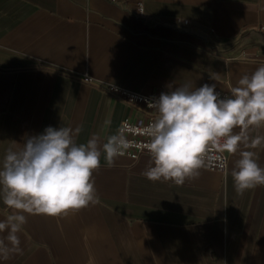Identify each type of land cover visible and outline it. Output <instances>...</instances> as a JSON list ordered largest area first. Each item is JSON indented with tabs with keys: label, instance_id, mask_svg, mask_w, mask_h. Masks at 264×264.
Segmentation results:
<instances>
[{
	"label": "crops",
	"instance_id": "0c3cea01",
	"mask_svg": "<svg viewBox=\"0 0 264 264\" xmlns=\"http://www.w3.org/2000/svg\"><path fill=\"white\" fill-rule=\"evenodd\" d=\"M131 6L0 0V161L48 126H82L77 143L96 134L103 144L124 120L144 122L146 110L111 87L151 94L207 83L229 95L264 65V0H145L144 16ZM253 150L264 167V149ZM237 158L176 185L142 175L149 154L113 167L102 155L100 202L63 217L26 214L23 255L0 264H88L90 255L94 264H264V186L235 191ZM13 211L0 198V219Z\"/></svg>",
	"mask_w": 264,
	"mask_h": 264
},
{
	"label": "clouds",
	"instance_id": "9594fccd",
	"mask_svg": "<svg viewBox=\"0 0 264 264\" xmlns=\"http://www.w3.org/2000/svg\"><path fill=\"white\" fill-rule=\"evenodd\" d=\"M167 89L148 103L155 118L141 131L149 154L142 175L183 185L197 179L208 162L227 163L214 153L238 154L231 168L235 191L243 195L264 186V167L253 150L264 149V135L253 134L264 129V65L242 75L223 97L215 84L193 88L169 83ZM81 131L82 126H48L6 150L0 161V198L14 211L0 219V260L23 255L19 234L27 215L63 217L98 204L93 174L101 167V156L113 167L133 146L125 135L131 131L127 127L103 144L96 134L77 143ZM88 264H94L91 255Z\"/></svg>",
	"mask_w": 264,
	"mask_h": 264
},
{
	"label": "built area",
	"instance_id": "2783aa9c",
	"mask_svg": "<svg viewBox=\"0 0 264 264\" xmlns=\"http://www.w3.org/2000/svg\"><path fill=\"white\" fill-rule=\"evenodd\" d=\"M111 1L114 3L131 1L133 3V6H131V11L137 16H144L145 0H111ZM82 80L87 83L92 82V79L88 76H83ZM111 90L112 92L116 93V95L119 98L126 101L127 103L131 105L143 107L146 110V115H147L146 120L142 123H135L126 119L120 124L119 129L122 127H127L131 129V131H126L125 135L127 139L131 141L133 144V146L130 147L123 156H128L132 159H137L139 156L143 154H148L147 151L143 149V144L146 142L147 138L141 134V131L143 127L147 126L155 118L154 110L148 107L149 101L155 97H158L161 93L145 94L142 92H136V91L114 88V87H111ZM216 90L221 93L222 97L227 95L225 92H223L220 89L216 88ZM211 154L212 153H210V155ZM214 154L217 156H222L223 160L227 162V154H220V153H214ZM204 168L211 171L225 172L227 169V163L223 164L220 161L208 162Z\"/></svg>",
	"mask_w": 264,
	"mask_h": 264
}]
</instances>
